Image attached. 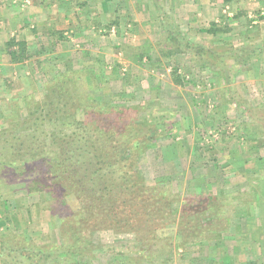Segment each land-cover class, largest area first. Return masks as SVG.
I'll list each match as a JSON object with an SVG mask.
<instances>
[{
	"label": "rangeland",
	"instance_id": "obj_1",
	"mask_svg": "<svg viewBox=\"0 0 264 264\" xmlns=\"http://www.w3.org/2000/svg\"><path fill=\"white\" fill-rule=\"evenodd\" d=\"M133 1L143 3V0ZM147 1H150V8L154 7L152 0ZM164 1L177 30L205 47L220 50L239 48L246 45L245 37L249 32H245V28L250 27L258 37L264 31V16L258 6L248 5L251 0H240L234 5L232 0ZM17 2L0 0V161L10 157L4 149L6 139H13L25 127L22 123L28 116L27 98L41 101L44 97V90L41 97L36 96L35 77L32 81L35 84L28 86L29 89L18 83L22 82L23 74L12 66L6 51L10 36L2 25L1 15L11 8L8 3L15 7L21 5ZM206 3L213 4L211 11L200 8L209 7L210 4ZM129 5L132 9L133 4ZM233 6L240 12L234 13ZM198 12L201 16L194 20ZM234 15H239V25L232 32L217 37L207 34L211 23H215L213 19L220 23L223 17L232 18ZM248 21H251L250 24ZM157 30L151 37L147 57L139 60V67L132 69L124 58L123 49H120L118 57L122 64L109 60L102 67L100 83L97 82L98 77L96 86L91 82L92 77L89 83L88 75L84 77L83 73L84 83L93 98L116 105L126 104L122 98L135 99L145 107L140 116L159 119L168 115V120L176 121L177 135L154 145L141 158L140 167L145 178L152 185L169 187L168 190L181 200L191 195H236L230 210V226L221 234L197 240L186 237L178 240L177 224L155 228L152 237L157 239L155 243L159 252L151 257L138 254L139 242L135 234L96 231L92 234L95 250L89 261L91 264H123L138 258L140 264H264V215L259 211L262 206L259 196L263 192L255 189L254 200L242 205V192L249 182L243 181L239 175L243 173L240 158L243 147L249 142H258V138L260 140L264 135V56H259V60H249L242 66L226 59L227 74L222 70L214 73L197 54L184 52L172 57L164 56L160 45L166 35L162 33L160 22ZM220 38L228 41L224 48L218 40ZM130 39H133L131 43L136 45L137 50L131 43H124L130 45L129 54L137 56L144 53L140 44L143 38ZM212 58L215 63L219 61L216 56ZM176 76L181 77L182 85L176 83ZM30 89H34L33 94L28 93ZM3 172L0 165V183L6 174L7 180H13L12 172ZM22 179L0 184V234L10 230L13 235L25 237L37 245L61 243V223L56 219L53 221L50 216L52 199L44 192H28L25 183L19 182ZM26 180L31 181L30 177ZM65 201L73 211L80 208L73 194L67 195ZM180 204L177 202L175 205ZM246 210L250 212L246 214ZM180 241H186V245L178 248Z\"/></svg>",
	"mask_w": 264,
	"mask_h": 264
},
{
	"label": "trees",
	"instance_id": "obj_2",
	"mask_svg": "<svg viewBox=\"0 0 264 264\" xmlns=\"http://www.w3.org/2000/svg\"><path fill=\"white\" fill-rule=\"evenodd\" d=\"M151 2L158 12L156 22H160L166 35L160 45L166 57L194 53L212 72L222 70L227 74L226 59L242 66L264 56V31L258 37L247 27L246 45L212 49L191 41L177 30L164 0ZM238 16H225L220 23H211L207 34L217 37L232 32L231 23ZM218 40L223 48L228 44L226 40ZM129 46L124 45V50L129 51ZM6 49L13 64L28 59L27 45L17 37L6 43ZM146 55L139 54V60ZM214 56L219 59L217 63ZM83 73L84 77L88 74L81 69L58 73L45 84L41 101L27 98L28 116L22 123L25 127L13 139H6L4 149L10 157L0 161L3 173L12 172L13 178L7 180V174L1 173L0 184L14 183L21 177L19 182L25 183L28 192L49 195L50 216L61 223L62 242L37 245L8 230L0 234V264H91L89 259L95 250L92 234L96 231L135 234L138 254L146 257L159 252L157 239L152 236L155 228L166 224H177L178 240L181 237L197 240L227 231L236 195H191L181 200L169 187L150 184L141 170L144 154L177 135V122L168 120V115L159 119L140 116L145 107L135 99L122 98L126 104L116 105L91 97ZM176 77V83L182 85L181 77ZM69 194L79 201L77 211L65 201ZM242 195L243 202L252 201L247 192ZM177 202L181 204L175 205ZM180 243L178 248L186 245V241ZM137 259L125 263L140 264Z\"/></svg>",
	"mask_w": 264,
	"mask_h": 264
},
{
	"label": "crops",
	"instance_id": "obj_3",
	"mask_svg": "<svg viewBox=\"0 0 264 264\" xmlns=\"http://www.w3.org/2000/svg\"><path fill=\"white\" fill-rule=\"evenodd\" d=\"M25 1H29V4H25ZM239 1L232 0V3L234 5V2ZM251 1L248 5L258 6L264 16V0ZM149 2L143 0V4L133 0H18L17 4L21 3L23 8L20 4L15 7L8 3L11 8L1 15L2 25L8 30L10 39L17 37L27 45L28 59L12 65L23 74L22 82L18 83L29 89L35 84L32 82L35 77L34 82L38 90L36 96L39 98L45 84L53 80L59 72L84 68L88 73V82L90 83L89 79L92 77L91 82L96 86V78L98 77L97 82L100 83L99 77L103 76L102 67H105L109 60L122 64L118 57L120 49H123L124 58L132 65V69L139 67V54H129L124 50V43L134 42L130 37H140L143 38L140 44L145 48L141 54H148L150 51L148 46L151 47V37L158 31L159 24L156 22L158 12L155 5L153 3L154 7L150 8ZM131 3L132 9L129 5ZM206 4H210L209 7L205 5L200 8L211 11L213 4ZM232 8L235 9L234 6ZM238 11L239 9H235L234 13ZM200 16L201 13L198 12L197 16L194 15V20ZM213 20L216 22L217 19ZM238 22L236 20L231 25L238 27ZM130 45L137 50L136 45ZM28 93L33 94L34 89H30ZM241 152L243 173L239 175L243 181L249 182V186H245L244 190L251 200L255 198V189L263 192L259 196L262 201L261 210H258L264 215V135L262 139L258 138V142L247 143ZM235 210L237 211V208ZM247 212L250 211L246 210V214Z\"/></svg>",
	"mask_w": 264,
	"mask_h": 264
},
{
	"label": "built area",
	"instance_id": "obj_4",
	"mask_svg": "<svg viewBox=\"0 0 264 264\" xmlns=\"http://www.w3.org/2000/svg\"><path fill=\"white\" fill-rule=\"evenodd\" d=\"M26 2L28 3L29 1H26ZM26 2H25V3H26Z\"/></svg>",
	"mask_w": 264,
	"mask_h": 264
}]
</instances>
